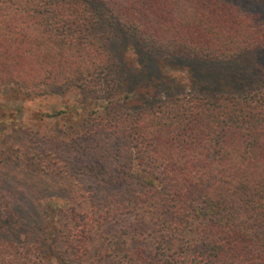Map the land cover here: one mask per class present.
Returning a JSON list of instances; mask_svg holds the SVG:
<instances>
[{
  "label": "trees",
  "instance_id": "obj_1",
  "mask_svg": "<svg viewBox=\"0 0 264 264\" xmlns=\"http://www.w3.org/2000/svg\"><path fill=\"white\" fill-rule=\"evenodd\" d=\"M262 47L238 0H0V83L106 95L17 158L24 186L0 158V264H264Z\"/></svg>",
  "mask_w": 264,
  "mask_h": 264
},
{
  "label": "rangeland",
  "instance_id": "obj_2",
  "mask_svg": "<svg viewBox=\"0 0 264 264\" xmlns=\"http://www.w3.org/2000/svg\"><path fill=\"white\" fill-rule=\"evenodd\" d=\"M238 3L243 9L249 8L264 15V0H238ZM107 47L122 63L127 73L139 70L142 58L139 59L136 53L138 51L126 40L113 38ZM248 52H264V47ZM175 64L166 67L165 72L175 77L176 83L189 86L188 66L197 68L198 62L190 58H179ZM105 96L99 89L93 98H84L82 90L77 86L36 95L29 94L15 83H0V158L9 154L16 158L9 162V167L13 168L8 174L9 180L22 179L24 186L28 178L24 176L26 172L20 175L23 166L20 160L34 159L35 150L41 146L44 138L69 131L75 122H79L92 109L105 104ZM19 156L21 159H17ZM1 165L4 166L5 162L0 160V167ZM25 191L23 189L18 194L22 200L21 204H24V197L27 198Z\"/></svg>",
  "mask_w": 264,
  "mask_h": 264
}]
</instances>
